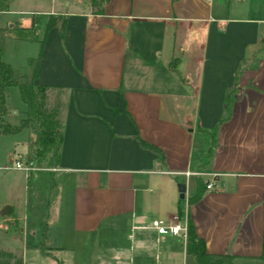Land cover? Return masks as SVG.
<instances>
[{
    "label": "crops",
    "instance_id": "crops-1",
    "mask_svg": "<svg viewBox=\"0 0 264 264\" xmlns=\"http://www.w3.org/2000/svg\"><path fill=\"white\" fill-rule=\"evenodd\" d=\"M97 2L100 13L88 0L71 8L64 0L34 24L39 39L46 14L64 17L61 37L55 26L44 33L34 78L45 104H56L60 141L54 166L29 172H50L38 230L23 246L50 259L33 264H195L183 235L150 226L185 216L207 252L264 264V0ZM7 13L0 27L3 18L6 27L30 25ZM31 43L29 58L38 50ZM238 68L229 114L199 167L203 129L217 121ZM10 170L0 181V207L9 206L0 221L16 239L22 228L11 225L26 201L21 171ZM186 170L210 183L191 203L196 176Z\"/></svg>",
    "mask_w": 264,
    "mask_h": 264
},
{
    "label": "trees",
    "instance_id": "trees-1",
    "mask_svg": "<svg viewBox=\"0 0 264 264\" xmlns=\"http://www.w3.org/2000/svg\"><path fill=\"white\" fill-rule=\"evenodd\" d=\"M98 0H88L93 13H100ZM100 1V0H99ZM6 10V0H0V11ZM37 18L32 17L28 27H0V52L3 45V40L7 34L12 38L21 40H35L37 41L38 50L34 57L28 58L27 62L31 69L29 75L18 74L12 71L10 66L0 60V120L4 114L3 106V87L6 85H15L18 90L19 98L23 103L20 110V117L15 123H0V133H14L26 127L30 128L31 141L34 144L33 150L26 155V158L31 160L35 167H53L57 160V148L60 141V130L56 118L55 110H47L44 107V86L34 82L36 76V66L39 57L42 38L45 31L55 26L59 37H61L64 27V17L59 14H46L43 24L42 32L39 39L33 36V28ZM239 68L234 72V83L226 89L222 98L221 113L215 124L209 129H203L209 136V144L200 156L198 166L203 167L207 162L215 145V129L216 126L225 120L229 114V105L233 99L235 92V76ZM141 144H144L140 141ZM146 145V144H145ZM148 146V145H146ZM204 187L203 181L196 176L195 191L187 199V203H191L199 198ZM182 204L177 206V217L181 216ZM184 250L190 254L195 264H231L233 258L228 253H209L205 250L202 239L197 236L193 230L190 219L184 217ZM20 256L10 254L0 249V264H21Z\"/></svg>",
    "mask_w": 264,
    "mask_h": 264
},
{
    "label": "rangeland",
    "instance_id": "rangeland-1",
    "mask_svg": "<svg viewBox=\"0 0 264 264\" xmlns=\"http://www.w3.org/2000/svg\"><path fill=\"white\" fill-rule=\"evenodd\" d=\"M64 0H6V10H11V13H7L9 17L21 16L23 18L34 17L42 19V11L46 10L50 5L51 7L62 5ZM68 2V8L72 7L76 0H66ZM2 27H5L8 23H11L8 18H3ZM13 26H7L8 28ZM34 29L35 26H32ZM33 36H36L34 33ZM31 41L33 40H21L6 36L3 40L2 49L0 52V60L7 63L13 72L18 74L29 75L30 64L27 60L29 56L34 54V46ZM3 106L6 109L2 115L0 123L5 121L8 123H15L20 117V110L23 107V103L19 98L18 90L15 85H6L3 87ZM56 104H45V90H44V107L47 110H55ZM30 128L26 127L22 131L14 133H4L0 135V156L4 154V158L0 161V181L2 177L9 173H13L9 168L3 169L1 166H8L14 159L26 157L34 148V144L29 138ZM3 169V170H1ZM22 173V172H21ZM21 173L18 174L16 180L19 184V195L24 204L20 203L19 222L13 221L14 230H17L19 223L22 228L21 234L16 239L12 238V231L9 229L8 220L0 221V246L7 248L10 251H6L10 254L19 255L22 264H33L35 262L48 261L50 257L47 255H41L33 248L23 247L24 242L30 244L35 238L36 231L38 230V203L45 195V185L49 180V171L37 170L28 174L27 177H23ZM4 216H0V219ZM88 251V250H87ZM85 251V254H87Z\"/></svg>",
    "mask_w": 264,
    "mask_h": 264
},
{
    "label": "built area",
    "instance_id": "built-area-1",
    "mask_svg": "<svg viewBox=\"0 0 264 264\" xmlns=\"http://www.w3.org/2000/svg\"><path fill=\"white\" fill-rule=\"evenodd\" d=\"M207 1V0H204ZM1 168L6 169H15L19 170L22 172L24 176H27L29 172L33 169H36L37 167L34 166L33 162L26 157L22 158H17L12 161V163L8 166H1ZM183 174L186 175H200L201 173L196 170H186L183 171ZM205 188L210 187V183L206 182L204 184ZM150 226L155 229L157 233H171V234H184V222L182 221L181 223L174 222V223H169V224H164L161 220L159 219H152L150 221Z\"/></svg>",
    "mask_w": 264,
    "mask_h": 264
},
{
    "label": "water",
    "instance_id": "water-1",
    "mask_svg": "<svg viewBox=\"0 0 264 264\" xmlns=\"http://www.w3.org/2000/svg\"><path fill=\"white\" fill-rule=\"evenodd\" d=\"M31 136H32V134H31ZM177 190H178V197H182V191H183V186H182V184H178L177 185ZM8 208H9V206L7 205V204H3L1 207H0V215H2V214H6L7 213V211H8Z\"/></svg>",
    "mask_w": 264,
    "mask_h": 264
}]
</instances>
